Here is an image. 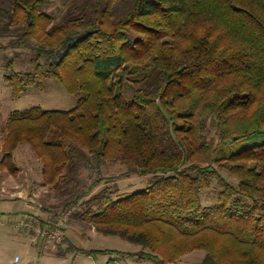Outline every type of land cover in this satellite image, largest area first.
<instances>
[{
    "label": "trees",
    "instance_id": "16d2710c",
    "mask_svg": "<svg viewBox=\"0 0 264 264\" xmlns=\"http://www.w3.org/2000/svg\"><path fill=\"white\" fill-rule=\"evenodd\" d=\"M9 2L0 23L33 52L30 71L5 77L13 96L54 80L78 102L14 112L0 170L18 175L26 143L46 186L92 179L86 193L103 189L81 216L140 259L264 264V0H83L59 23L46 0ZM115 164L127 172L107 176ZM132 176L152 178L109 187Z\"/></svg>",
    "mask_w": 264,
    "mask_h": 264
},
{
    "label": "rangeland",
    "instance_id": "374dc122",
    "mask_svg": "<svg viewBox=\"0 0 264 264\" xmlns=\"http://www.w3.org/2000/svg\"><path fill=\"white\" fill-rule=\"evenodd\" d=\"M82 1L46 0L45 9L53 14L59 23L74 15L77 5ZM9 5V0H0V7ZM16 36L15 25L5 31L3 24L0 23V146L5 141L6 122L14 112H23L33 107H40L46 111H71L78 102L76 96L68 94L60 83L54 80H48L44 89L32 88L28 94L19 98L13 96L12 87L6 82L5 77L11 74L12 69L14 72L23 73L30 71L33 66V52L26 48H17ZM10 62L13 63V68H10ZM1 157L3 149L0 150ZM15 164L19 167L17 176L0 170V186L23 189L29 184L25 175L27 170L31 169L36 175L42 176L43 164L29 144L24 143L18 149ZM126 172L125 165L115 164L107 168L105 174L117 177L123 176ZM86 175L83 173L84 178ZM151 178L132 176L108 184L109 187H119L121 191H132L146 187ZM230 180L236 182L234 178L230 177ZM35 183L38 185L33 196L20 197L19 194L9 192L0 196V264H157L133 255L144 251L142 246L120 237L99 234L88 220L83 219L81 215L87 209L85 203L94 195L100 194L103 189L100 187L94 195L86 193L92 179H85L78 187L71 188L73 187L71 185L64 191H56L48 186L44 190L41 183ZM42 192L43 194L39 195ZM203 200L209 205L216 203L215 190L205 193ZM71 210L72 215L67 218L63 229L62 243L42 238L30 228L21 226L32 221L41 229H50L59 218ZM40 220L50 225H43ZM205 256L206 251L195 250L170 264H201Z\"/></svg>",
    "mask_w": 264,
    "mask_h": 264
},
{
    "label": "crops",
    "instance_id": "0c3cea01",
    "mask_svg": "<svg viewBox=\"0 0 264 264\" xmlns=\"http://www.w3.org/2000/svg\"><path fill=\"white\" fill-rule=\"evenodd\" d=\"M3 145H4V143H2V145L0 146L1 151L3 149ZM20 147H21V145L18 147V149H20ZM18 149L15 152V158H14L15 162H16V153H17ZM2 158L3 157H1L0 160H2ZM27 173H26L25 177H26V180L28 181L29 184L26 187H24L23 189H18V188L10 187V186H8L6 188L3 186H0V196H2L3 194H5L7 192H9L11 194H19L20 197L33 196L36 194L34 191L36 189V186L38 185L35 182L41 183L42 189L45 190V188H47V186L43 185L44 184L43 176L40 177V176L36 175L35 171L32 169L27 170ZM38 178L41 179L42 182ZM42 194H43V192L39 195H42ZM37 217H41V216H37Z\"/></svg>",
    "mask_w": 264,
    "mask_h": 264
},
{
    "label": "built area",
    "instance_id": "2783aa9c",
    "mask_svg": "<svg viewBox=\"0 0 264 264\" xmlns=\"http://www.w3.org/2000/svg\"><path fill=\"white\" fill-rule=\"evenodd\" d=\"M72 215V210L68 212L65 216L59 218L58 222L55 223L53 228L50 229H41L30 221L25 224H21L23 228H30L32 231L36 232V234L42 238L54 240L57 243H62L64 240V232L66 220Z\"/></svg>",
    "mask_w": 264,
    "mask_h": 264
}]
</instances>
